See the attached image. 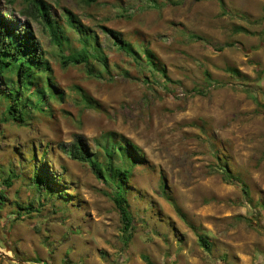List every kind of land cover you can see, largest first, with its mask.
I'll list each match as a JSON object with an SVG mask.
<instances>
[{
	"label": "rangeland",
	"instance_id": "obj_1",
	"mask_svg": "<svg viewBox=\"0 0 264 264\" xmlns=\"http://www.w3.org/2000/svg\"><path fill=\"white\" fill-rule=\"evenodd\" d=\"M48 1L70 47L81 45L80 34L65 9L98 35L108 67L96 63L98 76L63 65L68 53L29 17L30 2L0 0L7 19L30 22L55 81L49 106L29 107L25 123L0 99V264H149L143 255L154 264H264V0ZM103 26L122 31L142 55L151 49L172 81ZM107 131L125 135L145 159L130 182V240L107 186L65 146L78 134L95 152ZM223 165L239 183L223 179ZM165 191L207 235L211 252Z\"/></svg>",
	"mask_w": 264,
	"mask_h": 264
},
{
	"label": "trees",
	"instance_id": "obj_2",
	"mask_svg": "<svg viewBox=\"0 0 264 264\" xmlns=\"http://www.w3.org/2000/svg\"><path fill=\"white\" fill-rule=\"evenodd\" d=\"M151 1L157 2V0ZM220 1L224 5V1ZM28 2H30L29 17L41 22L43 28L57 38L58 49L68 53L67 57L64 53L61 56L63 65L82 64L88 68L89 73L103 76L96 63L108 67V59L96 33L88 32L79 18L72 11L65 9L64 14L67 15L69 26L76 29L80 34L79 42L81 45L77 46L74 43L70 47V38L61 31L54 16L52 4L48 0H28ZM96 2L97 0H85L88 5ZM8 12H0V79L5 81H0V99L5 98L7 100V112L12 116V119L25 123L30 117L29 107L38 108L41 104L43 106V102L49 106L50 103L47 99L50 95H55V81L47 51L30 22L27 21L17 26L12 19L5 17ZM103 28L111 34L119 47L136 61L146 60V63L154 71L172 81L166 65L159 60L151 49H145L144 55H142L124 37L122 31L106 26ZM192 37L202 39L196 34H192ZM227 70L235 77L243 79L238 68L230 66ZM207 75L209 76L208 72ZM2 85H6V89ZM46 89L49 90L48 93ZM82 92L85 101L91 107L103 109V106L90 94L85 91ZM102 137L105 139V143L100 141L101 137L95 139L100 145V149L95 152H91L89 143L82 135L78 134L72 142L66 143L65 146L72 158L83 163H90L99 179L107 186L103 190L105 194L112 197L121 215L122 231L126 235V239L130 240L133 237V230L137 227L128 194L131 188L130 182L134 168L144 164L145 159L142 158L140 148L125 135L107 131L102 134ZM222 170L223 179L226 182L239 183V179L233 176L228 165H223ZM44 179L52 183L49 175L45 174ZM161 183L165 190V181ZM52 184L56 186L55 183ZM244 191L248 192L247 187H244ZM165 196L174 204L177 213L191 226L198 236L200 245L206 251L211 252L212 243L207 235L202 233L197 225L188 221L186 213L171 194H167L165 191ZM143 257L149 264H154L148 255H143ZM220 260L223 261V259Z\"/></svg>",
	"mask_w": 264,
	"mask_h": 264
},
{
	"label": "water",
	"instance_id": "obj_3",
	"mask_svg": "<svg viewBox=\"0 0 264 264\" xmlns=\"http://www.w3.org/2000/svg\"><path fill=\"white\" fill-rule=\"evenodd\" d=\"M20 263H23L22 261H20Z\"/></svg>",
	"mask_w": 264,
	"mask_h": 264
}]
</instances>
